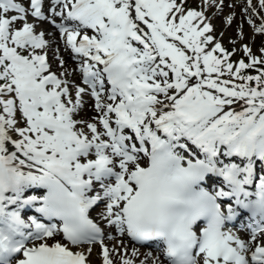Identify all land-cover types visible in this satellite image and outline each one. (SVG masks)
<instances>
[{
  "label": "snow or ice",
  "instance_id": "1",
  "mask_svg": "<svg viewBox=\"0 0 264 264\" xmlns=\"http://www.w3.org/2000/svg\"><path fill=\"white\" fill-rule=\"evenodd\" d=\"M238 5L229 48L225 0H0V264H264V0Z\"/></svg>",
  "mask_w": 264,
  "mask_h": 264
},
{
  "label": "bare ground",
  "instance_id": "2",
  "mask_svg": "<svg viewBox=\"0 0 264 264\" xmlns=\"http://www.w3.org/2000/svg\"><path fill=\"white\" fill-rule=\"evenodd\" d=\"M229 2V4L228 5H226V7L224 8V11H223V13L222 14H220V15H216L217 17H223V16H225L226 14H227V12H230V11H234L235 9H231L229 6L233 3V0H225V2ZM229 7V8H228ZM226 8H228V9H226ZM237 11H238V13H236V18H235V20H234V22L232 23V25L231 26H228V27H225V28H223V26H221L220 24H214V22H213V24L215 25V28H221L222 29V31L224 32V34L226 35V34H228V35H230V37L232 38V37H235V36H237L238 35V33H237V25L239 24V22H240V17H241V10H240V7H239V5L237 6ZM216 16H214L213 17V21H215L216 19H217V17ZM222 23L224 24V25H226V21H222ZM227 26V25H226ZM245 31L247 32V33H249V26L247 25V24H245ZM262 39H264V38H262ZM249 39L246 37V42L248 41ZM251 42V41H250ZM225 46L226 47H228L229 46V43H227V45L225 44ZM61 47H62V44H61ZM63 56H64V58L65 59H67V60H69L70 58H72L70 55H69V53L68 52H62L61 53ZM53 64H54V68H57V65H56V62L55 61H53ZM69 65H71L72 67L75 65V62L73 61V60H71L70 59V61H69ZM58 70V69H57ZM86 100H88V106L87 107H85V109H84V111L82 112V116H84V117H90L92 114H93V109H92V107H91V104L93 103V101L90 99V98H88V97H86ZM93 260L94 261H96L97 262V264H98V257H96L95 256V254L93 255Z\"/></svg>",
  "mask_w": 264,
  "mask_h": 264
},
{
  "label": "rangeland",
  "instance_id": "3",
  "mask_svg": "<svg viewBox=\"0 0 264 264\" xmlns=\"http://www.w3.org/2000/svg\"><path fill=\"white\" fill-rule=\"evenodd\" d=\"M190 3H191V2H190ZM239 23H240V22H239ZM218 31H219V30H218ZM219 32H220V31H219ZM250 32H251V30H250V28H249V36H250ZM230 39H231V38L228 37V36L225 38V40H226L227 42H229ZM261 40H262V39H261L260 37H258V38L256 39L254 50L260 46ZM247 42H250V40H248ZM229 46H230V48H231L233 45H229ZM242 55H243L242 52H241V53H237L233 58L236 59V58H238L239 56H242Z\"/></svg>",
  "mask_w": 264,
  "mask_h": 264
}]
</instances>
